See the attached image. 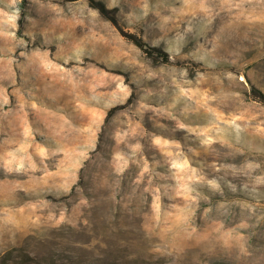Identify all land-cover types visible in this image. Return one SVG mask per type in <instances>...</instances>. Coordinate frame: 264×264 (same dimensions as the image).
Returning <instances> with one entry per match:
<instances>
[{
    "label": "rangeland",
    "instance_id": "obj_1",
    "mask_svg": "<svg viewBox=\"0 0 264 264\" xmlns=\"http://www.w3.org/2000/svg\"><path fill=\"white\" fill-rule=\"evenodd\" d=\"M102 1L0 0V264H264V0Z\"/></svg>",
    "mask_w": 264,
    "mask_h": 264
},
{
    "label": "trees",
    "instance_id": "obj_2",
    "mask_svg": "<svg viewBox=\"0 0 264 264\" xmlns=\"http://www.w3.org/2000/svg\"><path fill=\"white\" fill-rule=\"evenodd\" d=\"M88 3L93 8L97 9L98 12L107 20H109L113 24H117L116 15L114 14L116 11V8L109 9L106 3L102 0H88ZM128 40L135 43L136 45L140 46L144 52H146L149 55H153L156 53L159 57L162 58L163 62L169 61V57L166 52L162 51L158 46H152L149 44L143 43L141 38L136 37L133 34L129 33H123ZM255 92V93H254ZM253 96H255L258 100H260L261 103L264 104V93L260 92L259 89L253 88Z\"/></svg>",
    "mask_w": 264,
    "mask_h": 264
},
{
    "label": "bare ground",
    "instance_id": "obj_3",
    "mask_svg": "<svg viewBox=\"0 0 264 264\" xmlns=\"http://www.w3.org/2000/svg\"><path fill=\"white\" fill-rule=\"evenodd\" d=\"M39 67V66H38ZM40 68V67H39ZM53 77V76H52ZM12 96V95H11Z\"/></svg>",
    "mask_w": 264,
    "mask_h": 264
}]
</instances>
